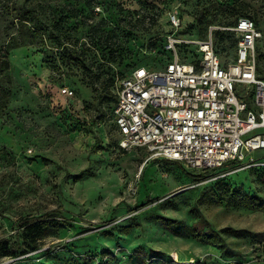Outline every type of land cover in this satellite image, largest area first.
Instances as JSON below:
<instances>
[{"label": "rangeland", "instance_id": "374dc122", "mask_svg": "<svg viewBox=\"0 0 264 264\" xmlns=\"http://www.w3.org/2000/svg\"><path fill=\"white\" fill-rule=\"evenodd\" d=\"M4 1L36 4L52 45L9 52L13 94L0 112V239L18 237L21 250L28 249L30 238L17 223L55 209L71 224L43 235L34 250L0 257V264H184L190 258L264 264V172L253 167L194 179L202 171L149 159L144 150L121 151L112 116L120 77L137 64L162 67L159 46L171 12L190 26L183 35L189 40L232 27L241 15L252 18L262 34L256 57L264 80V0ZM8 21H0V47L8 41ZM61 42L71 49L52 47ZM216 45L225 58L227 42ZM69 51L75 59L66 62ZM113 52L119 64L108 58ZM64 87L73 95L60 94ZM252 156L264 157V150Z\"/></svg>", "mask_w": 264, "mask_h": 264}, {"label": "built area", "instance_id": "2783aa9c", "mask_svg": "<svg viewBox=\"0 0 264 264\" xmlns=\"http://www.w3.org/2000/svg\"><path fill=\"white\" fill-rule=\"evenodd\" d=\"M165 50L170 59L159 70L134 69L116 84L112 115L124 151L144 150L149 159L177 162L198 171L223 174L264 167V80L257 75L253 20L240 18L223 30L237 38L227 65L215 52L211 30L204 40L180 34V18L168 15ZM181 45L194 46L198 57L181 58ZM60 94L70 97L67 87ZM186 264H206L188 260ZM222 264H245L229 261Z\"/></svg>", "mask_w": 264, "mask_h": 264}, {"label": "trees", "instance_id": "16d2710c", "mask_svg": "<svg viewBox=\"0 0 264 264\" xmlns=\"http://www.w3.org/2000/svg\"><path fill=\"white\" fill-rule=\"evenodd\" d=\"M1 5L2 6L0 8V21L1 20L2 21L10 20V21H8V23H6L5 25V28H7V31H8V41L5 42L0 47V112L3 111L7 107L9 97L13 94V88H12L13 87V77L11 73L12 65L9 60V52L12 50L30 46L33 44H43L44 46H49V47H51L52 45V44H48L47 40L45 39L43 27L41 24L40 17L38 16V10H37L36 4H30L28 6L23 5V4L16 5L14 3L8 4L6 1L3 0L1 1ZM202 15L204 16V14ZM240 18H249L252 20V18L245 16V15L239 16L238 19ZM238 19L235 21L233 25L236 24ZM166 23L169 26L168 17H167ZM180 25H181L180 34L185 36L188 29H190V26L187 27L186 25H183V22L181 20H180ZM223 28H226V27L210 28V30H211V36H212L215 52L219 56L222 62V65L225 66L233 58L237 38L235 37L234 33L227 31V30H223ZM209 31L207 33V36L209 35ZM229 32L231 34H229ZM36 37H39L40 39L37 40ZM219 41L221 42L226 41L228 44L226 48L228 53L227 55L225 53V58L221 57L219 51H217L218 49L216 47L217 46L216 43L217 42L219 43ZM60 46L63 49L66 48V50H69V48L71 49L69 44H64L63 42L59 43L56 46H52V47L58 48ZM191 47L192 46H186V45H181L179 47L180 48L179 53L183 60L193 61L195 58L198 57V54L195 52V50L192 51ZM111 48L112 47H109V51H111ZM159 51L163 55V65H162L163 67L164 63H166L170 59L169 54L165 50V36H164L163 43L161 44V46H159ZM63 55L64 56L62 59H64L66 62L75 59L71 51H69V53L66 55L65 53H63ZM109 55L110 56H108V58H110L111 62H117L118 64L120 63L121 59L116 52H113ZM226 58H229V60H226ZM46 61L50 63L49 64L50 67L54 70V61L51 59H47ZM142 67L149 69V70L154 69V68H151L150 65L148 64H137L135 66H132V69L130 70V72L127 75L120 77L119 80L127 77L134 69L142 68ZM162 67L155 68L154 70H159ZM257 75H258V72H257ZM258 77L260 76L258 75ZM115 92H116V88L112 96L113 98L112 99L113 101L112 110L116 103V93ZM117 145H118V140H117ZM120 150L124 151L122 149ZM257 168L260 172H264V167H257ZM213 171L214 170L203 171L202 174L194 175L192 177H194V179H197V180H204L206 179L208 174ZM70 224H71V220L65 218L62 212L58 209L47 211L43 215H40L37 217L29 216V217L23 218L17 223V227L18 229H24L25 236L27 238H30L29 248L21 250L22 243L20 242L18 237L15 240L3 238V239H0V257H15L20 251H21L20 253H25L28 250H34L36 249L37 241L40 240L43 235H47L50 231L58 230L60 228H63L66 225L69 226Z\"/></svg>", "mask_w": 264, "mask_h": 264}, {"label": "crops", "instance_id": "0c3cea01", "mask_svg": "<svg viewBox=\"0 0 264 264\" xmlns=\"http://www.w3.org/2000/svg\"><path fill=\"white\" fill-rule=\"evenodd\" d=\"M190 259H191V258H190ZM190 259H189V260H190ZM184 264H186V263H184Z\"/></svg>", "mask_w": 264, "mask_h": 264}]
</instances>
